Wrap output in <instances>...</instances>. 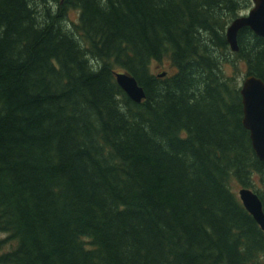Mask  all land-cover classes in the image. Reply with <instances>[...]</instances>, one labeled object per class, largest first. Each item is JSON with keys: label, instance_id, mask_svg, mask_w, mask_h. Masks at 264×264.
<instances>
[{"label": "trees", "instance_id": "trees-1", "mask_svg": "<svg viewBox=\"0 0 264 264\" xmlns=\"http://www.w3.org/2000/svg\"><path fill=\"white\" fill-rule=\"evenodd\" d=\"M252 5L0 0V264H264L232 186L264 203L240 92L264 38L227 40Z\"/></svg>", "mask_w": 264, "mask_h": 264}, {"label": "water", "instance_id": "water-1", "mask_svg": "<svg viewBox=\"0 0 264 264\" xmlns=\"http://www.w3.org/2000/svg\"><path fill=\"white\" fill-rule=\"evenodd\" d=\"M248 13L240 15L227 28V40L233 51L239 50L238 35L246 27L264 38V0H252ZM161 73L160 77H164ZM117 82L135 102L141 103L146 92L137 79L129 72H116ZM243 104V123L250 131L253 147L259 159L264 162V80L253 74H246L240 88ZM239 198L264 230V203L252 188L242 187Z\"/></svg>", "mask_w": 264, "mask_h": 264}, {"label": "rangeland", "instance_id": "rangeland-1", "mask_svg": "<svg viewBox=\"0 0 264 264\" xmlns=\"http://www.w3.org/2000/svg\"><path fill=\"white\" fill-rule=\"evenodd\" d=\"M252 3H253V1H252ZM253 4H254V3H253ZM252 6H253V5H252ZM247 13H248V12H247ZM69 17H70V19H72V20H77V18H78V11H74V10H72V11L70 12ZM152 68H153V70H154L155 73H160V74L163 73V72H165V71H166V73H168V72H172V71L174 70V67L172 66L170 60H168V59L163 60V61H161V62H153V64H152ZM245 76H246V75L243 74V76L240 78V87H241V85H242V83H243V80H244V77H245ZM257 180H258V181H257L258 184H260L259 179H257ZM232 186H233V190L238 194V193H239V190L241 189V186H240L239 184H237V183H234ZM6 236H7L6 233L0 232V240L4 239ZM13 245H14V244H13ZM11 246H12L11 244L5 246L4 249H3V251L9 250ZM3 251H0V254H1V252H3Z\"/></svg>", "mask_w": 264, "mask_h": 264}]
</instances>
